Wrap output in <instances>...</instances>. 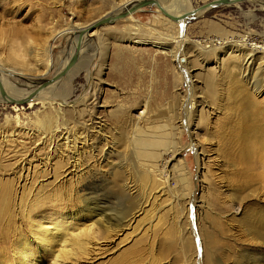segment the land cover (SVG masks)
Listing matches in <instances>:
<instances>
[{"label":"rangeland","instance_id":"obj_1","mask_svg":"<svg viewBox=\"0 0 264 264\" xmlns=\"http://www.w3.org/2000/svg\"><path fill=\"white\" fill-rule=\"evenodd\" d=\"M126 1L0 0V66L21 74L2 78L28 91L60 68L70 31ZM200 14L178 24L141 7L83 41L72 78L51 85L59 97L0 98V264H248L247 252L264 264L241 227L264 208L259 165L244 172L230 136L247 102L264 129V58L250 79L226 54L264 56V0ZM135 205L134 220L113 221Z\"/></svg>","mask_w":264,"mask_h":264},{"label":"bare ground","instance_id":"obj_2","mask_svg":"<svg viewBox=\"0 0 264 264\" xmlns=\"http://www.w3.org/2000/svg\"><path fill=\"white\" fill-rule=\"evenodd\" d=\"M130 1H136V0H127L125 3H123V5L120 7V9L128 2ZM158 5L163 9L165 10L166 12L168 13H171L173 15H178L182 12H186V11H189L191 10V7L189 6L188 4V1L187 0H156ZM155 7V6H154ZM156 8V7H155ZM119 9V10H120ZM157 9V8H156ZM117 10V11H119ZM158 10V9H157ZM116 11V12H117ZM159 11V10H158ZM115 13V12H114ZM112 14V13H111ZM200 14V13H198ZM197 13L194 14V15H198ZM193 15V16H194ZM201 15V14H200ZM131 16V14H128L126 15L124 18H127ZM122 18V19H124ZM168 19V18H167ZM118 20V19H117ZM116 21V20H115ZM114 22V21H113ZM112 22V23H113ZM175 23H178V24H181L182 23V20H179V21H173ZM111 24V23H109ZM104 25H107V24H104ZM103 26V25H102ZM84 27V26H83ZM82 27H79V28H75L73 29V31H70V32H77L79 29H81ZM95 30H98V28H94L92 29L88 34H86L84 36V38H82V43L80 44V50H79V53L82 52V49L84 48L83 47V41L88 37V36H92L94 35L97 31ZM88 39V38H87ZM86 39V40H87ZM90 39V38H89ZM185 40L184 36H181V39L179 40L180 42ZM89 41V40H88ZM182 43V42H181ZM71 48L68 52V55L67 57L63 60L60 68L58 70H60L66 63L68 57L70 56V54L72 53L73 49H74V45H75V35L73 36V40L71 41ZM88 45V44H87ZM95 45V44H94ZM88 46H92V44L88 45ZM234 46H230L229 47V50L226 52V54L228 56H232V55H235L236 59H240L241 60V64L243 67H245L243 69L244 72H241V73H249L251 74V77L250 79H252V77L254 76V72H250L251 70V63L254 62V60H262L264 58V56L262 55H256L255 51L254 50V47L249 49L250 51H246V50H237V48H233ZM258 47V46H257ZM260 47V46H259ZM92 48V47H91ZM261 48H264L263 46H261ZM257 49V48H256ZM163 50H166V51H170V54H172V57L174 58L175 57V53H174V50L173 49H164ZM263 50V49H262ZM214 51V50H213ZM164 52V51H163ZM176 52V51H175ZM212 52V50H211ZM174 53V54H173ZM214 54V53H213ZM80 55V54H79ZM215 56V55H214ZM226 56V55H224ZM79 59V57H78ZM78 59L76 61V63L68 70V72L66 73V75L63 77V78H66L68 79H71L72 76H73V72L75 70V66L78 64ZM175 59V58H174ZM179 64V63H178ZM255 64V63H254ZM241 66V65H240ZM253 66V65H252ZM240 69V68H239ZM57 70V71H58ZM229 70V69H228ZM258 68L256 69V72H257ZM56 71V72H57ZM5 72L7 73L8 75L9 74H20V72H14L12 69H6V68H3L0 66V81L2 83V87L6 93L7 96L11 97V98H18V97H21L22 95L26 94L29 92V90H31L30 88H28V91L26 92H18L16 90V88L14 87H10V85H8L4 79L2 78V73ZM23 74V73H22ZM261 74V73H260ZM263 74V73H262ZM14 75V74H13ZM21 75V74H20ZM42 75V74H41ZM254 78V77H253ZM263 79V78H262ZM261 79V80H262ZM38 80V79H37ZM254 80V79H253ZM249 81V80H248ZM257 81V80H256ZM253 82V81H252ZM251 82V87H252V91L256 92V95L257 93L263 91V84L260 83V84H257V83H252ZM259 82V81H257ZM31 83V82H30ZM204 83L206 84V87L209 89V91H211L210 94H214L212 93L213 92V89H212V86H213V80H212V77L210 75H208L205 79H204ZM51 85L50 84L49 86H47L46 88H44L43 90H41L34 98L33 100H31L30 102H28L27 104H30V103H33L35 101L36 98H38V100H45L46 99V96H47V92H52V88H51ZM5 87H7L9 90H6ZM29 87V86H28ZM31 87V86H30ZM45 92L44 95H41ZM48 93V95L52 96V97H59L62 93ZM251 103V106H249V104ZM204 104V103H203ZM248 102L245 104V106H247ZM248 106L250 107H243V110L241 109L240 111H242L243 113H239L238 116H237V119L238 120H241V123H242V127L241 129L238 131V132H233L231 133L230 136H232V139H234L235 141L234 142H237L236 144L238 145V152H237V161L236 163L240 165V168L245 172V171H248L249 168H250V161L249 159L251 158H256L254 160H256L258 162V172L256 173V179H257V192L258 194L256 193V196L260 195V194H264V164H261L262 162V151L264 150V129H262L260 127V116H255L256 114H250V113H247L249 112L248 110L251 109V107L255 106V104L253 105V102H249ZM12 106H16V105H12ZM258 108L256 110H260L259 109V106H257ZM246 108L248 110H246ZM254 109V107H253ZM247 111V112H246ZM252 111V110H251ZM261 112V111H259ZM257 112V115H259ZM261 114V113H260ZM195 151V160H196V163H197V166L199 165L198 164V161H202L203 160V153L202 152H197L196 149L194 150ZM252 159V160H253ZM131 189V188H130ZM134 192V191H132ZM135 193V192H134ZM133 194V193H132ZM192 210L195 209L193 208V205L191 206ZM142 211V208L139 207V205H135L133 207H131L130 209H128L127 211L125 212H121V213H118V212H113V221L115 223H118V224H126V223H129L131 222L132 220H134V218ZM104 215V214H103ZM105 217V215H104ZM88 227V226H87ZM93 227V226H92ZM242 229H243V232H244V236H248V235H251V238L252 240L251 241H257L259 243H257V247H259V253L260 254H264V208H261L260 210L258 211H253V212H250L248 214H246L244 217H243V221H242ZM88 229V228H87ZM78 235V234H77ZM63 238V237H62ZM65 239V238H64ZM63 241V240H62ZM66 241V240H65ZM60 243V242H59ZM260 244V245H259ZM61 245V244H60ZM64 245V244H63ZM247 255H248V264L251 263V262H254L256 260H258V258L251 254L250 252H247ZM207 258V257H206ZM212 258H210V254L208 256V258L206 260H210ZM212 263V262H211ZM208 264V263H207Z\"/></svg>","mask_w":264,"mask_h":264},{"label":"water","instance_id":"obj_3","mask_svg":"<svg viewBox=\"0 0 264 264\" xmlns=\"http://www.w3.org/2000/svg\"><path fill=\"white\" fill-rule=\"evenodd\" d=\"M242 1H245V0H208V1H205L199 5L191 8V10L186 11V12H182L178 15H173V14L168 13L165 10H163L158 5L156 0L130 1V2L126 3L119 11L112 13V14H108V15H104L102 17H99L98 19L92 21L88 25L79 29L75 34L74 49H73L72 53L70 54V56L68 57L65 65L60 70H58L57 72H54L53 74H51L49 77L39 78L38 80L32 82L31 87H30L31 90H29V92L26 93L24 96L18 97V98H11V97L7 96L3 87H2V83L0 81V98L2 99L1 101L3 103L10 104V105H18V106L24 105V104L26 105L28 102L33 100V98L41 90H43L44 88H46L50 84H53L54 82L63 78L66 75L68 70L76 63V61L79 57L80 44L82 43V38H84V36L86 34H88L94 28H98L104 24L112 23L113 21H115L117 19H122L126 15L131 14L132 12L136 11L137 9H140L141 7L153 5L159 10V12L164 17H166L172 21H179V20L183 21L186 18H189L196 13L198 14V13L203 12L204 10L216 8V7L221 6V5L235 4V3L242 2Z\"/></svg>","mask_w":264,"mask_h":264}]
</instances>
